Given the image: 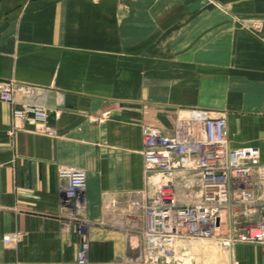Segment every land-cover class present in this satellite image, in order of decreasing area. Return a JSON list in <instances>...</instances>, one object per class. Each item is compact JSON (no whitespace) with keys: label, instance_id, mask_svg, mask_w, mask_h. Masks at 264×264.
Wrapping results in <instances>:
<instances>
[{"label":"crops","instance_id":"crops-1","mask_svg":"<svg viewBox=\"0 0 264 264\" xmlns=\"http://www.w3.org/2000/svg\"><path fill=\"white\" fill-rule=\"evenodd\" d=\"M0 82L40 88L47 110L0 98V264H134L102 207L143 197L144 124L224 112L230 145L264 159V0H0ZM63 165L88 174L84 232ZM234 248L264 264V246Z\"/></svg>","mask_w":264,"mask_h":264},{"label":"built area","instance_id":"built-area-1","mask_svg":"<svg viewBox=\"0 0 264 264\" xmlns=\"http://www.w3.org/2000/svg\"><path fill=\"white\" fill-rule=\"evenodd\" d=\"M17 87L30 99L21 112L31 109L45 118L47 110L36 86L0 82V98L13 102ZM142 136L144 171L157 172L159 179L146 205L143 248L149 257L138 264L157 261L153 256H162L169 240L179 237H214L228 248L237 242L264 243L262 152L256 146L230 145L226 115L180 118L170 130L144 124ZM176 172H182L183 187L194 192L193 200L178 194ZM58 177L64 182V200L74 209L83 208L85 171L63 165ZM81 243L78 262L85 263L89 243Z\"/></svg>","mask_w":264,"mask_h":264},{"label":"rangeland","instance_id":"rangeland-1","mask_svg":"<svg viewBox=\"0 0 264 264\" xmlns=\"http://www.w3.org/2000/svg\"><path fill=\"white\" fill-rule=\"evenodd\" d=\"M213 115L226 114L224 112H219ZM156 174L157 172L145 173L147 185L146 189L141 193L143 197H127L119 203L109 200V202H106L107 200H104L105 205L102 207L103 211L107 212L108 218H116L122 221L126 237L132 244V250L140 254V259L134 264H138L141 258L145 260V256L147 257L145 254L148 251L143 248L147 214L146 205L156 191V185L159 179V176H156ZM175 179L180 197L183 200H193L194 192L190 193L183 187L182 172H176ZM83 202V208L80 209H74L68 204V202L66 203L72 209V214L74 215L75 220L80 223V229L84 232L91 222L87 214L86 194H84ZM173 244L174 245L169 250H166L162 256H153L157 261L151 262L147 259L144 264H236L234 257V246L236 243L228 248L223 246L214 237H179L176 240H173ZM251 244L255 246H264V243ZM249 254H252V252H249ZM249 254H243L242 258L246 260L247 255ZM252 257L255 258L256 256L252 254Z\"/></svg>","mask_w":264,"mask_h":264},{"label":"bare ground","instance_id":"bare-ground-1","mask_svg":"<svg viewBox=\"0 0 264 264\" xmlns=\"http://www.w3.org/2000/svg\"><path fill=\"white\" fill-rule=\"evenodd\" d=\"M82 169V168H81ZM84 170V169H83ZM85 171V174H86V182H85V188H84V194H85V191H86V189H87V182H88V174H87V171L86 170H84ZM64 196H65V193H64ZM147 215V214H146ZM146 223V222H145ZM145 230V229H144ZM176 242V241H175ZM174 242V243H175ZM174 244H173V240H169V242L167 243V245H166V249H165V251L166 250H169L172 246H173ZM82 243H81V245H80V248L79 249H82ZM86 248V247H85Z\"/></svg>","mask_w":264,"mask_h":264}]
</instances>
